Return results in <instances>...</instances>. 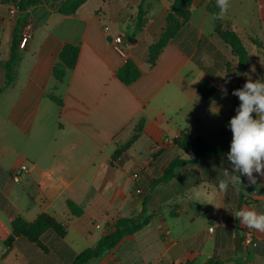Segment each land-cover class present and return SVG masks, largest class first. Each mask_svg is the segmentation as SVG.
Instances as JSON below:
<instances>
[{"label": "crops", "instance_id": "crops-1", "mask_svg": "<svg viewBox=\"0 0 264 264\" xmlns=\"http://www.w3.org/2000/svg\"><path fill=\"white\" fill-rule=\"evenodd\" d=\"M62 1L41 0L25 12L32 34L17 48L9 80L13 34L20 38L23 25L0 2V88L8 81L0 91V221L10 229L17 217L31 223L46 214L65 226L62 238L42 234L44 249L17 238L4 254L0 243V264H71L118 218L142 213L148 225L87 264H264V232L252 229L256 245L248 250V228L234 217L243 208L264 213V176L254 172L251 185L241 175V184L229 180L221 191L230 150L191 164L194 155L174 145L183 131L213 147L231 143L229 120L240 104L233 90L249 78L264 81V0H229L222 19L217 0H192L188 20L153 64L150 48L173 0H86L60 15ZM121 34L123 56L112 47ZM229 39L242 46L243 65ZM64 44L79 48L78 59L56 83L52 68ZM128 60L140 76L124 85L116 72ZM201 81L214 89L207 99L196 89ZM172 162L187 163L159 183ZM25 163L28 173L13 183ZM66 201L82 214L72 216Z\"/></svg>", "mask_w": 264, "mask_h": 264}, {"label": "trees", "instance_id": "trees-1", "mask_svg": "<svg viewBox=\"0 0 264 264\" xmlns=\"http://www.w3.org/2000/svg\"><path fill=\"white\" fill-rule=\"evenodd\" d=\"M86 0H63L57 12L60 15H68L77 10ZM192 0H173L172 5L166 17V28L160 35L158 42L150 48V62L153 64L163 48L168 45L175 33L180 29L183 23L188 20L189 8ZM5 4H15L19 8L17 24L22 28L27 24L25 12L41 3V0H0ZM144 12L139 9L136 17V28L141 30L144 22ZM22 30V29H21ZM229 38V37H228ZM18 30L15 29L12 43L6 62V79L9 80L12 72V67L15 62L16 52L18 48ZM235 53L240 57L241 65L245 61V52L242 46L234 39H229ZM79 48L71 44H64L60 50L57 62L52 68V78L56 83H61L64 79L66 71L74 69L77 63ZM140 76V70L133 61H126L123 66L116 72L117 79L124 85H130L136 81ZM8 81L0 88V91L6 88ZM200 96L207 99L214 92L213 87L201 81L196 85ZM50 101L55 103L58 107L62 106V101L55 97L52 93L48 95ZM237 113L235 111V116ZM254 115V114H253ZM232 116V117H233ZM230 121V120H229ZM230 142L224 141L218 147H213L204 138L195 137L190 138L187 131H183L180 136L174 139V145L183 153H192L194 157L188 163H199L205 157L221 156L226 151L230 150ZM184 163L187 162H172L164 171L163 177L159 183H167L171 180L177 171ZM66 207L70 214L78 217L82 214V209L72 203L66 201ZM174 216L175 213L171 212ZM149 217L142 213L139 218H118L112 225V231L101 237L96 245L92 248L86 249L73 259L71 264H87L89 261L101 258L107 251L113 248L124 237L131 236L139 231L144 226L148 225ZM51 230L59 238L65 235V226L57 223L52 217L41 214L33 222L28 223L23 219L17 217L10 223V229H7L0 221V243L3 246L4 254L11 248L17 238H23L28 242L37 245L44 249L40 238L42 234ZM208 264H219L218 262H209Z\"/></svg>", "mask_w": 264, "mask_h": 264}, {"label": "clouds", "instance_id": "clouds-1", "mask_svg": "<svg viewBox=\"0 0 264 264\" xmlns=\"http://www.w3.org/2000/svg\"><path fill=\"white\" fill-rule=\"evenodd\" d=\"M217 6L220 12L215 18L222 19L228 11L229 0H217ZM221 91L227 95L226 87H222ZM232 95L238 97L240 104L237 114L229 121L232 140L227 160L232 172L223 169V175L229 179L220 180L221 191L227 190L229 180L241 184V175L246 176L251 185L257 182L254 172L264 176V81L249 78L242 88L233 90ZM234 217L241 225L264 232V213L243 208L236 211Z\"/></svg>", "mask_w": 264, "mask_h": 264}, {"label": "built area", "instance_id": "built-area-1", "mask_svg": "<svg viewBox=\"0 0 264 264\" xmlns=\"http://www.w3.org/2000/svg\"><path fill=\"white\" fill-rule=\"evenodd\" d=\"M2 4V3H0ZM5 6L8 14L11 17H15L19 14V8L17 5L9 3V4H2ZM32 34V25L27 22V24L22 28L20 32V38L18 41V49L23 50L26 47V44L31 38ZM122 41H123V36L119 35L116 36L113 41H112V47L114 48V51L120 55H124V50L122 48ZM29 171V166L25 164H21L14 172L12 173V182L17 184L20 182L21 176L25 175ZM134 178L137 177V175L133 176ZM139 193V191H137ZM212 231V228L209 229ZM242 244L246 249H253L256 245V240L254 236V232L251 228L246 229L243 232V237H242Z\"/></svg>", "mask_w": 264, "mask_h": 264}, {"label": "rangeland", "instance_id": "rangeland-1", "mask_svg": "<svg viewBox=\"0 0 264 264\" xmlns=\"http://www.w3.org/2000/svg\"><path fill=\"white\" fill-rule=\"evenodd\" d=\"M122 35V34H121ZM123 36V35H122ZM123 41H124V36H123Z\"/></svg>", "mask_w": 264, "mask_h": 264}]
</instances>
